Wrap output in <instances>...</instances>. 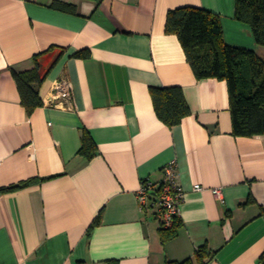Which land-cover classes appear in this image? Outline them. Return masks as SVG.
<instances>
[{"label":"crops","instance_id":"obj_1","mask_svg":"<svg viewBox=\"0 0 264 264\" xmlns=\"http://www.w3.org/2000/svg\"><path fill=\"white\" fill-rule=\"evenodd\" d=\"M76 6L58 9L53 2ZM237 0H0V264H165L216 251L208 264H258L264 253V135L233 133L228 83L198 79L169 10L217 15L225 41L264 59ZM63 52L28 114L14 71ZM84 49L89 58L75 57ZM58 55L42 54L47 68ZM72 97L52 101L56 83ZM180 86L191 114L173 127L156 114L150 88ZM88 131L97 155L79 154ZM175 162L184 191L179 235L166 242L138 191ZM201 189H195V185ZM220 190V195L215 190ZM100 215V224H91Z\"/></svg>","mask_w":264,"mask_h":264},{"label":"trees","instance_id":"obj_2","mask_svg":"<svg viewBox=\"0 0 264 264\" xmlns=\"http://www.w3.org/2000/svg\"><path fill=\"white\" fill-rule=\"evenodd\" d=\"M53 6L70 12H76V6L63 1L53 2ZM236 18L250 25L259 45L264 46V0H237ZM166 32L176 34L185 50L198 79L217 78L228 83L233 133L236 136L252 137L264 135V59L253 49L229 45L224 39L220 18L213 12L193 6L171 9L167 15ZM57 51L53 62L44 69L39 57L51 55ZM63 49L52 46L34 57L35 67L25 72L14 71L22 102L28 114L43 105L39 86L45 81L50 70L59 60ZM75 57L89 58L90 50L84 49ZM154 108L157 116L169 127H173L191 114V109L180 86L151 87ZM79 154L87 159L97 155V145L88 131H85ZM34 180L18 185L0 188V193L30 185ZM158 189L156 190L157 193ZM100 215L93 221L89 230L100 224ZM182 222L175 216L172 227L161 226L164 242L179 235ZM216 251H210L207 245L195 252L194 258L183 261L167 259L165 264H208ZM107 264H119L117 259ZM258 264H264V253Z\"/></svg>","mask_w":264,"mask_h":264},{"label":"built area","instance_id":"obj_3","mask_svg":"<svg viewBox=\"0 0 264 264\" xmlns=\"http://www.w3.org/2000/svg\"><path fill=\"white\" fill-rule=\"evenodd\" d=\"M73 83L69 78H61L55 85L52 101L57 104L69 100L72 97ZM178 169L175 162L167 164L163 168V178L155 183L148 177L143 180L138 191V200L142 211L154 210L161 226L169 228L173 226L175 216L180 217V205L184 198V191L178 183ZM201 185H195V189H201ZM158 189L157 193L156 190ZM220 195V190H215Z\"/></svg>","mask_w":264,"mask_h":264}]
</instances>
